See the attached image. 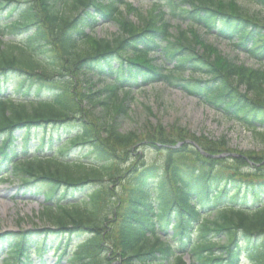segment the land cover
<instances>
[{
  "label": "trees",
  "instance_id": "1",
  "mask_svg": "<svg viewBox=\"0 0 264 264\" xmlns=\"http://www.w3.org/2000/svg\"><path fill=\"white\" fill-rule=\"evenodd\" d=\"M1 17L0 180L44 193L48 225L1 233L4 263L51 248L69 264H264V67L205 34L262 61L261 18L224 0L156 1L146 12L124 0H0ZM110 22L118 33L94 35ZM158 82L238 121L257 150L214 157L231 153L225 136L161 124L144 133L128 110ZM187 138L203 153L185 142L152 149Z\"/></svg>",
  "mask_w": 264,
  "mask_h": 264
},
{
  "label": "rangeland",
  "instance_id": "2",
  "mask_svg": "<svg viewBox=\"0 0 264 264\" xmlns=\"http://www.w3.org/2000/svg\"><path fill=\"white\" fill-rule=\"evenodd\" d=\"M130 1L139 9L144 8L150 2V0ZM224 1H233L248 13L264 19V9L254 0ZM114 32L118 33L116 26L105 23L97 27L94 35L112 37ZM210 40L216 42V44L212 43L216 48L232 53L227 44L220 43L213 37H210ZM234 59L253 67H264V62L260 64L253 58L242 54L239 57H234ZM156 89L161 91L148 90L147 92L146 90H141L136 92L133 104L128 110L130 115L134 117V122L137 126L146 125L144 133L146 131L150 133L148 126L152 125V127H155L157 124H161L167 133L173 129L181 132L186 131L187 135L195 134L199 136L204 134L210 138L225 136L228 147L235 152L257 150L254 148L258 144L254 141L251 134L236 121L225 119L220 114L203 106L197 99H193L177 90L166 88L164 84L158 85ZM155 94H158L159 98ZM131 128L133 127L131 126ZM151 131L155 132L156 130L151 129ZM157 145L158 143L155 144L153 142V147L151 145L149 147L154 149ZM159 157L161 158L160 152L153 150L146 155L148 161L157 160ZM42 205L43 197L29 194L26 191L23 192V188L19 187L18 181L5 180L0 182V233L6 231L19 233L20 230H29L30 227L45 228L48 225L42 224L38 219ZM73 239L75 240L76 238ZM6 247L4 245L0 249V259L6 257ZM44 253L41 258H31L30 264H38L40 262H44V264H68L64 258L59 260L55 256L56 254H52V252Z\"/></svg>",
  "mask_w": 264,
  "mask_h": 264
}]
</instances>
